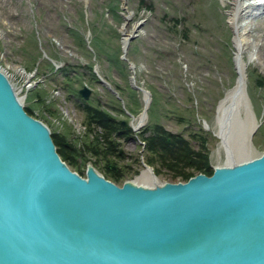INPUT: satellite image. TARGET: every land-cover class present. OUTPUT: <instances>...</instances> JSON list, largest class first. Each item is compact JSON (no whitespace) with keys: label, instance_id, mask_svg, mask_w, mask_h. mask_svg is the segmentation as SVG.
Listing matches in <instances>:
<instances>
[{"label":"water","instance_id":"1","mask_svg":"<svg viewBox=\"0 0 264 264\" xmlns=\"http://www.w3.org/2000/svg\"><path fill=\"white\" fill-rule=\"evenodd\" d=\"M145 22L131 34L123 29L122 59ZM129 69L131 86L143 94L139 117L148 118L151 93L135 84L136 65ZM235 69L236 83L217 106L214 135L224 165L211 176L161 183L143 161L151 182L122 185L96 164L88 165L87 178L73 172L56 151L51 125L26 113L28 101L0 69V264H264V153L251 155L260 123L246 68L242 76ZM93 71L119 98L97 65ZM79 94L88 102L93 90L84 85ZM203 126L210 128L205 120Z\"/></svg>","mask_w":264,"mask_h":264},{"label":"rangeland","instance_id":"2","mask_svg":"<svg viewBox=\"0 0 264 264\" xmlns=\"http://www.w3.org/2000/svg\"><path fill=\"white\" fill-rule=\"evenodd\" d=\"M109 1L111 0H0V69H4L5 74L11 77L18 94L25 95L23 101H28V106L35 113L34 118H39L45 125H51L53 132L66 136L67 141L73 143L78 149H82L85 142L91 143L94 136L102 134L100 127H97L94 133H89L83 112L73 101L67 99L63 89L55 88V85L47 83L44 77L36 75L37 67L34 71L28 72L23 66L25 52L32 54L39 52L41 56L36 66L45 59L51 61L56 69L62 67V63L61 65L56 63L59 65L57 67L55 61L43 56V52L47 54L46 49L48 50L52 44L62 58L67 56L74 61H81L79 56L68 48L66 29L60 17L62 13L70 16L81 7L86 19L91 20L96 15L94 11H97L98 19L100 14L103 21L119 32L121 50L123 29L131 34L136 23L146 20L140 35L131 42L136 46L133 55L136 63H131L136 66L143 65L145 69L143 73V68L139 71L136 67L135 84L144 88L145 82L152 84L156 90L164 94L165 97L159 103V111L164 109L167 97L172 96L176 99L174 103L179 111L189 113L190 108L192 109L197 122L204 130H206L203 126V120H205L210 126L206 131L211 133L209 148L212 166L215 168L224 165L225 153L220 148V140L214 133L218 130L217 106L225 93L235 85L238 77L235 69V34L230 20L234 0H147L156 4L154 13L142 6V0H128L126 9L122 8L123 0H118L122 18L114 20L106 13ZM251 2L252 7L247 10L245 18L241 21L243 25L241 29L246 39L244 58L248 60L249 56L254 57L246 67V72L248 69L256 70L264 78V1L251 0ZM164 14H167L165 21L162 20ZM175 16L187 18V21L177 26L179 29L177 34L171 30L173 25L171 18ZM185 27L189 30L188 39L183 38L182 31ZM88 32L90 31H84L85 40H87ZM151 50L159 51L153 53ZM160 52L165 54L162 55ZM148 53L152 55V58L146 62L145 56ZM28 62L31 63L29 59ZM17 69L24 71L32 82L39 80L42 82L31 83L32 86L27 89L28 80L19 74ZM99 75L101 76L100 73ZM131 76L128 78L130 84ZM114 78L125 86L126 83L116 73ZM138 82L140 84H137ZM248 82L247 77V89ZM250 82L252 96L249 97L252 110L260 123L254 136L255 148L251 154L252 157H257L264 153L257 149V145L264 147V84H259L256 77L250 79ZM111 88L113 89L112 86ZM35 90L42 92V101L37 99ZM136 92L143 104V94L137 90ZM117 94L119 95L118 92ZM106 99L118 110L104 106L102 103L106 102ZM90 100L92 104L99 103L110 115L130 125L137 122L143 110L142 108L141 112L135 115L136 120L133 121L120 95L117 98L101 83L93 90ZM200 113L204 114L208 121L203 119ZM157 115L159 116L157 122L164 124L173 132H178L184 127V125H178L175 120H168L160 114ZM147 121L140 130H132V135L128 139H117L124 157L118 158L112 155L107 160L106 158L101 160L92 153L85 152L86 160L81 162L79 159L78 165L82 167L85 178H87L89 164L94 168L93 164H96V170L103 172L105 176L108 175L103 170L108 163L114 167L110 168L111 170L132 168L140 171L138 175L128 177L124 183L138 177L145 169L143 166L145 142L137 134L147 126ZM193 129H196L195 125ZM72 170L80 175L76 169ZM159 181L175 183L168 176V171L159 177Z\"/></svg>","mask_w":264,"mask_h":264},{"label":"trees","instance_id":"3","mask_svg":"<svg viewBox=\"0 0 264 264\" xmlns=\"http://www.w3.org/2000/svg\"><path fill=\"white\" fill-rule=\"evenodd\" d=\"M141 4L146 10L154 13L156 4L153 1L148 2L147 0H142ZM120 9L118 0H111L107 3L106 13H108L109 17H112L113 20L122 18L119 13ZM94 13L97 15V11H94ZM74 14L69 16L68 14L62 13L60 17L66 29L68 48L75 52L81 61H74L67 56L62 58L57 48L54 47L55 45L50 43L52 46L48 50L46 49L47 55L52 61L62 63V67L56 69L51 61L45 59L36 66L41 56L39 52H35V54L25 52L24 57L27 58V60L23 58V66L28 72L34 71L37 67L36 75L44 77L47 83H51L55 85V88H61L66 92L67 99L73 101L83 112L84 121L88 125L89 133H94L97 127L102 129V134L94 136V140L91 141V143L85 142L82 149H78L73 143L68 142L66 136L64 137L55 132L51 133L52 141L62 161H64L69 168L76 169L80 175H83L84 171L82 167L78 165L79 159L81 162L86 160L85 152H90L101 160L104 158L107 160L109 156L112 155L122 158L125 155L119 148V141L117 139H128L132 135L131 128L126 130L125 126L122 124V119L110 115L99 103L98 105H94L91 100L85 102L81 98L79 90L84 85L95 90L100 84L97 75L93 71L94 66H98L101 76L119 93L120 97L125 102L126 109L131 114L137 115L141 112L143 104L138 93L132 88L128 80L129 76L132 74L129 70V62L136 63V60L133 59L136 46L131 43L127 54V60L122 59L119 32L109 23L103 21L100 14V19H98L96 15L91 20L86 19L84 10L81 7H79ZM166 16L167 14H164L162 20L165 21L167 19ZM171 21L173 22L171 30L177 34L179 31L177 26L183 21H187V18L175 16L171 18ZM85 30L91 33L89 39V46L91 49L88 47L87 41L85 40ZM182 34L184 39H188L189 30L185 27ZM158 51L159 50L152 52L158 53ZM164 54L165 53H162V55ZM151 58L152 55L148 53L145 56V61L148 62V59ZM28 59L31 63L28 62ZM146 62L145 65L147 67L148 65ZM136 67L139 68V71L143 68L144 73L145 69L143 65ZM138 68L137 75L139 73ZM150 69H152V67ZM114 73L126 83L125 86L122 82L120 83L115 80ZM247 77L249 81V96H252L250 79L256 77L257 82L263 85L264 78L258 71L250 69L247 71ZM137 84H140V82ZM144 86L152 96V101L147 111V126L137 134L138 137L142 138V141L145 142L144 162L153 167L158 177H161L168 171V176L175 183L180 181L187 182L190 178L201 173L211 176L214 172L209 148V135L211 133L204 130L201 124L197 122L191 108L189 113L179 111L174 103L176 99L172 96L167 97L168 99L165 101L166 105H164V109L159 111V103L165 97L164 94L156 90L152 84H147L145 82ZM34 93L37 94L36 96L39 101L43 100L40 90H35ZM102 104L108 108L118 110V108H116L112 102H108L107 99L106 102ZM24 110L28 115L35 117L32 108L26 106ZM119 110L123 112V110ZM157 114H160L168 120H175L178 125H184V127L178 132H173L164 124L157 122L159 117ZM200 116L208 121L204 114L200 113ZM193 125L196 126V129H193ZM254 139L255 138H253V142ZM257 149H259V151H264V147L258 145ZM103 170L108 174L106 175L108 178L104 175L106 179L109 180L110 178L118 185H122L128 177L136 176L140 173L139 170L132 168H127L126 170L123 168H116L115 170H111L109 163L104 166ZM109 175L111 176L109 177Z\"/></svg>","mask_w":264,"mask_h":264},{"label":"bare ground","instance_id":"4","mask_svg":"<svg viewBox=\"0 0 264 264\" xmlns=\"http://www.w3.org/2000/svg\"><path fill=\"white\" fill-rule=\"evenodd\" d=\"M264 1V0H263ZM253 3L251 2V0H234L233 3V9L230 13V20H231V25L233 27L234 30V34H235V63H236V67L237 70L240 73V76H242L244 74V70L245 68L248 66V64L250 62L253 61V55L249 56L248 60H245L244 56H245V48L244 46L246 45V39L244 37V33L242 31V24L241 21L245 18V13L247 12V10L252 7ZM126 40V38H125ZM18 73L23 75L24 77L27 78V82L28 84L31 83H39V81L42 82V80L36 81V82H32L30 79V77L22 70L17 69ZM33 77V76H31ZM45 79V78H43ZM27 88V87H26ZM20 96V95H19ZM21 100L23 101L25 99V95L20 96ZM147 98V95H145V99ZM143 107H144V102H143ZM135 116V115H134ZM218 116H221V106L219 107L218 110ZM131 118V117H130ZM133 121L136 120V118L132 119ZM147 121V118L145 117H138L137 122L134 123L133 125L134 127H137L139 125H145ZM206 130H209L206 128ZM218 134V130L215 132ZM221 148V147H220ZM222 149V148H221ZM134 182H139V183H148L151 182V173L149 170H143L142 173L136 177L133 180Z\"/></svg>","mask_w":264,"mask_h":264},{"label":"built area","instance_id":"5","mask_svg":"<svg viewBox=\"0 0 264 264\" xmlns=\"http://www.w3.org/2000/svg\"><path fill=\"white\" fill-rule=\"evenodd\" d=\"M57 67H59V65L58 64H55ZM61 65V64H60ZM32 86V84H27L26 85V87H27V89L29 88V87H31Z\"/></svg>","mask_w":264,"mask_h":264}]
</instances>
